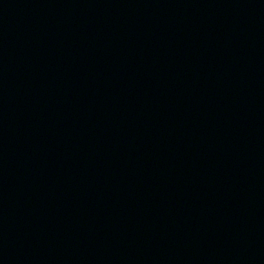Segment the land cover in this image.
<instances>
[{"label":"water","instance_id":"1","mask_svg":"<svg viewBox=\"0 0 264 264\" xmlns=\"http://www.w3.org/2000/svg\"><path fill=\"white\" fill-rule=\"evenodd\" d=\"M0 264H264V0H0Z\"/></svg>","mask_w":264,"mask_h":264}]
</instances>
